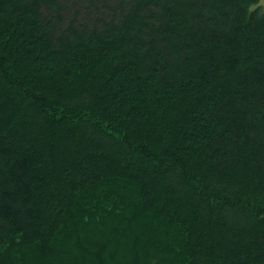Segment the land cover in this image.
Instances as JSON below:
<instances>
[{
  "label": "trees",
  "instance_id": "obj_1",
  "mask_svg": "<svg viewBox=\"0 0 264 264\" xmlns=\"http://www.w3.org/2000/svg\"><path fill=\"white\" fill-rule=\"evenodd\" d=\"M0 264H264L260 0H0Z\"/></svg>",
  "mask_w": 264,
  "mask_h": 264
},
{
  "label": "rangeland",
  "instance_id": "obj_2",
  "mask_svg": "<svg viewBox=\"0 0 264 264\" xmlns=\"http://www.w3.org/2000/svg\"><path fill=\"white\" fill-rule=\"evenodd\" d=\"M260 5L264 8V0H260Z\"/></svg>",
  "mask_w": 264,
  "mask_h": 264
}]
</instances>
